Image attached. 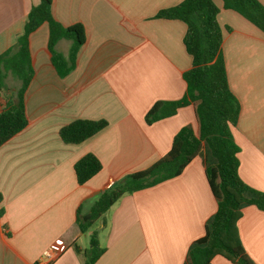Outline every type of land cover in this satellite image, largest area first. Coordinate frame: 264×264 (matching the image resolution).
Returning a JSON list of instances; mask_svg holds the SVG:
<instances>
[{"label":"crops","instance_id":"0c3cea01","mask_svg":"<svg viewBox=\"0 0 264 264\" xmlns=\"http://www.w3.org/2000/svg\"><path fill=\"white\" fill-rule=\"evenodd\" d=\"M182 1L51 0L52 18L63 27L81 25L85 41L74 69L61 78L50 61L47 24L29 36L27 125L0 146V264H44L42 253L55 242L64 250L49 264H84L82 252L93 232L103 250L94 264L186 263L190 245L204 235L217 206L201 157L173 179L122 196L86 233L77 223L110 183L164 156L183 126L198 129L193 104L151 125L144 120L155 103L177 101L186 91L182 75L191 68L182 42L186 26L156 18ZM214 3L227 82L239 104L231 129L238 175L264 193V34L224 10L220 0ZM38 4L0 0V55L15 44ZM70 46L60 40L55 51L67 55ZM6 94L0 92V111ZM78 119L104 120L107 126L80 144H65L59 130ZM86 154L99 160L101 170L78 185L73 167ZM237 227L247 256L264 264V212L243 207ZM211 264L231 263L216 256Z\"/></svg>","mask_w":264,"mask_h":264},{"label":"trees","instance_id":"16d2710c","mask_svg":"<svg viewBox=\"0 0 264 264\" xmlns=\"http://www.w3.org/2000/svg\"><path fill=\"white\" fill-rule=\"evenodd\" d=\"M220 1L224 10L237 13L264 34V6L257 0ZM218 13L214 0H183L156 15V18L178 20L185 24L182 42L191 57V68L182 75L186 84L183 97L177 101L155 103L146 113L145 123L151 125L172 117L178 109L193 104L198 129L194 131L190 125L183 126L173 137L170 149L164 156L144 171L127 175L103 191L90 211L77 217L82 234L102 219L122 196L173 179L194 158L201 157L205 177L217 206L205 225L204 235L190 245L185 264H211L216 256L231 264H254L244 251L237 222L245 206H254L264 212V193L247 186L238 175L239 149L231 129L239 115V104L227 82L221 54L223 29L217 22ZM43 23L48 26L50 61L61 78L74 69L77 52L85 41L81 25L63 27L52 18L51 0H39L38 5L31 7L22 34L11 48L0 55V92H9L0 111V146L27 125L24 94L33 74L28 39ZM224 30L229 32L230 28L225 27ZM60 40L71 42L67 55L55 51ZM9 76L16 84L5 83ZM106 126L104 120L78 119L62 127L59 137L65 144H80ZM73 168L76 183L83 185L100 172L101 164L94 155L86 154ZM89 246L82 252L84 264H94L103 252L97 243L96 232L90 236Z\"/></svg>","mask_w":264,"mask_h":264},{"label":"built area","instance_id":"2783aa9c","mask_svg":"<svg viewBox=\"0 0 264 264\" xmlns=\"http://www.w3.org/2000/svg\"><path fill=\"white\" fill-rule=\"evenodd\" d=\"M111 185L112 183H110L109 187ZM63 250H64V246L62 245L61 242H55L52 245H50V247L42 253V260L44 264H49L53 262L63 252Z\"/></svg>","mask_w":264,"mask_h":264},{"label":"rangeland","instance_id":"374dc122","mask_svg":"<svg viewBox=\"0 0 264 264\" xmlns=\"http://www.w3.org/2000/svg\"><path fill=\"white\" fill-rule=\"evenodd\" d=\"M7 82V84L8 85H14L15 84V80L14 79H12V77L11 76H9V78H8V80H6ZM9 81V82H8ZM204 150H205V147H203V152H204Z\"/></svg>","mask_w":264,"mask_h":264}]
</instances>
